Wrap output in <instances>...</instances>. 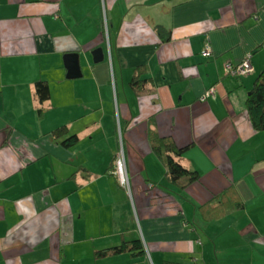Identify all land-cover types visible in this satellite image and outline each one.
I'll return each instance as SVG.
<instances>
[{"label":"crops","instance_id":"crops-1","mask_svg":"<svg viewBox=\"0 0 264 264\" xmlns=\"http://www.w3.org/2000/svg\"><path fill=\"white\" fill-rule=\"evenodd\" d=\"M247 56L252 73L225 74ZM263 68L264 0H0V264H264V133L246 112ZM151 132L191 145L199 179L172 183Z\"/></svg>","mask_w":264,"mask_h":264},{"label":"trees","instance_id":"trees-1","mask_svg":"<svg viewBox=\"0 0 264 264\" xmlns=\"http://www.w3.org/2000/svg\"><path fill=\"white\" fill-rule=\"evenodd\" d=\"M210 49V47H209ZM210 56V55H209ZM208 56V57H209ZM247 58L243 59L240 63L236 65H232L230 63H227L225 65V74L226 75H233V76H244L248 75L249 73L253 72V65L251 62V56L250 58L248 57L249 63L252 66V69L249 73L246 74H239V72H234L235 67L237 65L242 64ZM231 66V68H229ZM145 82V79H141L138 74H135L133 76V79L131 80V85L135 87L139 92H142L144 87L143 84ZM35 90L36 93L39 97L40 103H43L45 100L49 98L50 95V90H49V85L46 81L44 80H38L35 83ZM208 97V96H206ZM246 112L248 115V118L253 126V128L257 131H260L264 133V68L262 71L258 74V77L256 78L254 85L250 89L247 98H246ZM62 131H66L65 126L56 128L54 130V133H61ZM79 138L76 134H70L65 139L62 141L63 145L66 147H72L78 142ZM150 140H151V145L152 149L157 152L165 161L168 175H169V180L178 185L179 187H186L190 183L196 181L200 177V172L196 169L192 168H187L184 166L181 162V157L182 155L188 151V149L191 147V145L187 146H178L172 139L168 137H159V135L156 132H151L150 134ZM122 139L120 140V142ZM123 142V149L125 150L124 146V141ZM125 153V152H124ZM118 156V153L115 157V162L116 158ZM125 160H127L125 156ZM127 164V161H126ZM128 168V167H127ZM129 173V172H128ZM117 177V180L119 182V178L117 173H114ZM130 177V176H129ZM120 184V182H119ZM121 185V184H120ZM122 186V185H121ZM231 191V188L228 189ZM220 196V195H219ZM241 203H237L235 207H241ZM216 206V207H215ZM202 208H207V213H212L211 215L213 217H220L221 211H218V205H214L213 203H208V205L205 207H200ZM130 247V248H129ZM131 249L132 254L140 253L141 251L143 252L142 248V242L140 239H135L133 241H123L121 244L114 245L111 247H105L102 249H98L95 252V258H103L108 256L109 254H119L125 251L126 249ZM137 250L138 252H134Z\"/></svg>","mask_w":264,"mask_h":264},{"label":"built area","instance_id":"built-area-1","mask_svg":"<svg viewBox=\"0 0 264 264\" xmlns=\"http://www.w3.org/2000/svg\"><path fill=\"white\" fill-rule=\"evenodd\" d=\"M204 54L206 56L211 55V50L209 49V47L206 48V50L204 51ZM229 68H231V66ZM251 69H252V66L249 63L248 56H247V59L242 64L237 65L235 67V70H233V71L239 72V74L243 75V74L249 73L251 71ZM209 93H212V92L210 90L207 91L205 93V96H209ZM122 144H123V142L121 141L120 151L118 153V156H117L116 162H115V172L118 175L120 184L124 188L126 187L129 190V193L131 194V182H130L128 168H127V164H126V160H125V153H124V149H123ZM152 185L153 184H150V186H152Z\"/></svg>","mask_w":264,"mask_h":264},{"label":"water","instance_id":"water-1","mask_svg":"<svg viewBox=\"0 0 264 264\" xmlns=\"http://www.w3.org/2000/svg\"><path fill=\"white\" fill-rule=\"evenodd\" d=\"M93 57L95 62L103 60L104 58L103 48L97 47L93 51ZM64 59L68 69L67 77L76 78L81 76L82 72L80 68L79 54L74 52H69L64 55Z\"/></svg>","mask_w":264,"mask_h":264},{"label":"rangeland","instance_id":"rangeland-1","mask_svg":"<svg viewBox=\"0 0 264 264\" xmlns=\"http://www.w3.org/2000/svg\"><path fill=\"white\" fill-rule=\"evenodd\" d=\"M211 54H212V52H211ZM204 55H205V54H204ZM205 56H206V55H205ZM111 81H112V80H111ZM112 84H113V86H114L113 81H112ZM127 86H128L129 88H131L129 83L127 84ZM209 90L212 92V93H209V96L212 95L213 93H215V91H216L214 87L210 88ZM119 143L121 144V142H119ZM118 151H120V147H119V150H118ZM118 153H119V152H118ZM125 188H126V187H125ZM126 191L129 192V190H128L127 188H126ZM143 243H144V246H146V243H145V240H144V239H143Z\"/></svg>","mask_w":264,"mask_h":264}]
</instances>
